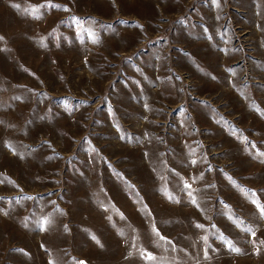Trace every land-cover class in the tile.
I'll return each instance as SVG.
<instances>
[{"label": "rangeland", "instance_id": "rangeland-1", "mask_svg": "<svg viewBox=\"0 0 264 264\" xmlns=\"http://www.w3.org/2000/svg\"><path fill=\"white\" fill-rule=\"evenodd\" d=\"M0 37V264H264V0H0Z\"/></svg>", "mask_w": 264, "mask_h": 264}, {"label": "snow or ice", "instance_id": "snow-or-ice-1", "mask_svg": "<svg viewBox=\"0 0 264 264\" xmlns=\"http://www.w3.org/2000/svg\"><path fill=\"white\" fill-rule=\"evenodd\" d=\"M13 6L19 8V5H13ZM44 6H45V5H41L40 7H44ZM47 6H49V7H53V8H63L64 11H69V9H68L67 7H65V6H61V5H57V4L49 3ZM25 11H27V9H26ZM32 11H33L34 13H38L39 9H38V8H34ZM37 18H38V17H37ZM75 22H76L79 26H81V28L83 29V23H84V22H81L78 18L75 20ZM91 23L94 24L95 21H91ZM136 27H140V26H139V25H136ZM83 30H84V31H87V32L89 33V35L92 37V42H93V43H98V42H99L98 37L96 36L95 32L92 31L91 27H89L88 29H83ZM0 40H3V37H0ZM233 74H234V73H233ZM255 110L258 111V112H260V114H261L262 116H264V110H260L259 108H256ZM221 119H223V118H221ZM225 123H227V122L225 121ZM118 131H119V129H118ZM237 131H238V130H235V129H234L233 132H232V134H233V135H236V132H237ZM121 138L123 139L124 137L122 136ZM239 139L241 140V142H246V141H247V138H246V137H243V136H240ZM9 147L12 148L11 145H9ZM252 147L255 148V145H252ZM93 151H95V149H93ZM14 154H15V152H14ZM20 155H21V158H23V153H21ZM256 156L261 157V158H264V152H260L259 150H257V152H256ZM262 162H264V160H262ZM192 163L195 164L196 161L193 160ZM228 179H229V181L233 184V186H235V187L238 188L240 191H242V192L244 193V195H245V196H246V197H247V198H248L253 204L256 205L257 209H258L259 212H260V215H261L262 217H264V204H261V203L259 202V200L257 199V196H256L255 191H254V190H250V189H245V188H243V186L237 184L236 181L232 180L231 177H228ZM129 187H132V186L129 185ZM185 187H186V188H191V185H190V184H185ZM165 193L167 194V190H166V189H165ZM188 195H189V197H190V199H191V203H192L193 205H196L197 207H199V205L197 204L196 197L193 195V193H192L191 191H189ZM26 198H27V199H32V197H26ZM169 198L172 199L174 202H178V201H175V197H174V196H171L170 194H169ZM225 207L227 208V207H229V206L225 205ZM0 211H2V209H0ZM5 214H7V213H5ZM120 215H121V218L123 219V214H120ZM228 215H229V219H230V220H233V222L236 223L237 226H239L240 224L243 223V221H240V220H238L237 218H234L231 212H229ZM109 219H111V217H109ZM49 224H51V220L48 219V218H45V220L43 221V223H41V224L39 225V226H40V229H41V230H46V225H49ZM196 227L203 229V228H204V225H202V224H197ZM213 227H214V226H213ZM65 230L67 231V226H65ZM152 230H153L154 234H155L157 237H159L160 240H166L165 237H163V236L160 235L159 231L155 228V226H153V229H152ZM242 230L245 231V232L250 233L253 237H255V235H256L255 230L252 229L251 227H247V226H246V227H244ZM120 234H121L122 236L124 235V233H123L122 231H121ZM92 239L96 240V237L93 236ZM202 239L205 240V241H207V236H206V235L203 236ZM219 239H220V240H221V241H222V242H223V243H224V244H225V245H226L231 251H233V252H235V253H240L241 249L237 248L231 240H228V239H227L225 236H223V235H220V236H219ZM97 243L99 244V241H98V240H97ZM167 243L170 244L171 242H170V241H167ZM260 243H261V245H264V241H260ZM134 246H135V245H134ZM259 251H260V249H257V253H259ZM142 255H144V258L147 259V260H149V261H155V260L157 259V258L154 257L151 253L144 252V253H142ZM205 258H207V253H206V252H205ZM78 264H85V262H83V261H79Z\"/></svg>", "mask_w": 264, "mask_h": 264}, {"label": "water", "instance_id": "water-1", "mask_svg": "<svg viewBox=\"0 0 264 264\" xmlns=\"http://www.w3.org/2000/svg\"><path fill=\"white\" fill-rule=\"evenodd\" d=\"M79 261H83V262H84V260H82V259H81V260H79Z\"/></svg>", "mask_w": 264, "mask_h": 264}]
</instances>
